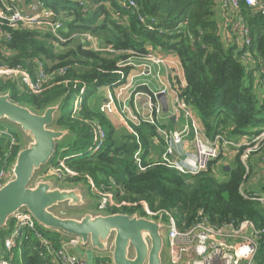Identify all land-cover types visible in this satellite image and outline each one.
Here are the masks:
<instances>
[{"label": "trees", "instance_id": "16d2710c", "mask_svg": "<svg viewBox=\"0 0 264 264\" xmlns=\"http://www.w3.org/2000/svg\"><path fill=\"white\" fill-rule=\"evenodd\" d=\"M35 1L64 16L67 31L64 29L61 34L68 40L55 45L51 36L42 32L12 31L9 42H0V65L21 66L34 76L37 62L41 61L52 75V87L41 95H32L21 89L16 80L0 79V93L10 92L14 102L36 112L61 103L53 127L68 134L58 142L49 167H59L63 161L78 173V177L64 184L83 183L93 195L91 180L98 191L112 192L118 203L138 204L110 207L108 214L145 216L140 205L143 201L154 211H176L179 220L186 218L189 224L203 211L217 225L250 220L257 228H264V204L242 193V184L248 177L242 161L244 147L238 149L229 171L221 168L216 174L211 166L196 176L181 174L161 164L164 145L161 140L157 144L154 141L158 137L155 126L129 124L139 135L140 147L127 127L114 126L101 112L99 96L100 89L119 79L115 72L121 62L152 51L178 59L185 82L182 85L175 79L180 98L199 119L208 138L223 135L227 140L240 142L242 138L260 135L264 130V85H259L264 63V13H255L245 4L240 6L252 40L251 47L240 49L235 37L228 43L222 36L217 0ZM129 1L137 7H124ZM140 17L146 19L145 24ZM152 21L154 31L147 28ZM84 34L93 36L101 50L96 51L84 41ZM108 48L112 52L106 51ZM248 50L261 60L257 76L243 61ZM62 67L68 68L64 75L58 74ZM131 70L124 69L127 74ZM65 80L71 83L59 84ZM76 81L80 84L75 85ZM82 84L86 85L82 110L78 117H72L74 99ZM141 90L149 93L146 88ZM93 122L100 123L106 132L104 145L96 153L90 151L94 145ZM6 132L20 137L17 132L0 128V159L10 147ZM139 150L140 163L135 159ZM17 151L15 148L14 154ZM13 227L11 221L7 230L0 231L2 243ZM37 232L56 247L63 238L41 226ZM22 249V264H53L32 230L25 231ZM99 261L102 260L96 262ZM256 261L264 264V238Z\"/></svg>", "mask_w": 264, "mask_h": 264}, {"label": "built area", "instance_id": "2783aa9c", "mask_svg": "<svg viewBox=\"0 0 264 264\" xmlns=\"http://www.w3.org/2000/svg\"><path fill=\"white\" fill-rule=\"evenodd\" d=\"M34 1V2H33ZM28 4L27 0H0V42L2 40L9 42L11 40L10 32L15 31H36L50 35L55 45L65 43L61 32L65 29V19L62 14H58L52 9L45 7L41 2L32 0ZM245 4L255 13H264V0H223L222 7L225 12L224 25L230 27L232 33L240 38L237 41L239 48L245 46L251 47L252 40L250 31L240 15V6ZM29 5V6H28ZM29 9L25 10L26 7ZM124 7L136 8L134 1H129ZM237 16V17H236ZM236 18V21H234ZM140 22L145 24L146 19L140 17ZM152 24H147V28L154 31ZM84 41L91 43L92 48L100 51L96 39L84 34ZM2 49L0 46V53ZM106 51L112 52L111 48ZM248 50L243 56L244 63L248 66V61L252 58ZM138 59L141 63L137 64ZM175 63L169 61L164 55L155 52H149L146 55L135 54L127 61L118 65L115 72L119 79L112 85L105 87L106 97L102 104L101 112L107 117L110 115H119L125 122L128 130L136 136L137 143L141 147L139 135L130 127L129 124L136 126L142 123H149L157 128L158 137L154 139L155 143L160 140L164 145L161 164L174 169L181 174L196 176L207 172L215 161H218L223 149L244 147L242 161L246 164L248 155L259 152L264 147V130L254 138L245 137L241 142L227 140L223 135H217L214 139L207 137L203 126L194 112L187 106L185 101L180 98L179 88L176 78L179 79L180 72L176 71ZM131 67H142L140 73L131 76L125 73L124 69ZM156 67L155 74L153 68ZM36 73L33 76L28 70L21 66L9 67L0 65V79L3 81L16 80L20 88L32 95H41L52 87V75L46 70V65L38 61ZM68 71L67 67L59 69L58 74L64 75ZM262 80L259 85H264V63L260 68ZM155 77L158 84L156 91H149L144 94L145 101L141 106L137 105L139 96L138 88H146L149 85L145 82L137 83L139 78L145 76ZM180 81V79H179ZM68 85L71 82L65 80L59 84ZM75 85L80 84L78 81ZM24 87V88H23ZM86 85L82 84L79 92L75 96L73 103L72 117H78L83 106ZM163 94L174 98L175 115L184 114V117L191 121L181 129L169 130L162 126L164 120V110L158 101V95ZM130 104V105H129ZM119 109V110H118ZM94 133V145L90 150L92 153L98 152L104 145L106 132L103 126L98 122L90 123ZM10 138V147L8 153L0 159V189L10 177V166L15 160L19 151V139L9 132H6ZM193 133V138L189 139ZM193 146L190 152L188 146ZM15 148L18 149L16 154ZM140 150L136 153L135 159L140 163ZM179 156L184 159H179ZM56 177L61 182L67 183L69 179L78 177V173L67 168L64 162H60L59 167H50L44 175V178ZM93 191L98 197L97 209L100 212L108 211L110 207L120 208L122 206H137L126 202L118 203L114 194L108 191H98L90 180ZM245 197L259 201L264 204V196L250 195L242 191ZM143 207L145 218L161 221L164 226L165 238L168 244V257L170 264H257L256 257L260 248V241L264 238V228H257L250 220H244L239 224L234 222L217 225L212 223L210 218L199 211L192 224L187 219L179 220V215L173 210H151L147 203L140 202ZM13 229L3 242V251L0 253V264H13V252L18 250L22 253V247L25 238V231L32 230L41 240L47 250V255L53 264H98V262L89 261L88 257L80 252L82 240L80 237L69 236L61 239L58 247L50 241L44 239L38 232V223L29 212H20L12 220ZM109 261H99V264H108Z\"/></svg>", "mask_w": 264, "mask_h": 264}, {"label": "water", "instance_id": "95a60500", "mask_svg": "<svg viewBox=\"0 0 264 264\" xmlns=\"http://www.w3.org/2000/svg\"><path fill=\"white\" fill-rule=\"evenodd\" d=\"M221 6L220 2L218 9ZM158 101L164 112L169 113L168 97L159 94ZM60 105L36 112L14 102L10 92L0 93V121L15 125L21 133L10 177L0 189V231L9 228L17 213L26 211L38 226L48 231L63 238L80 237L83 248L97 258L107 259L108 264H163L165 234L161 221L141 217L138 213L86 212L77 217L62 210L63 204L82 208L90 200L85 201L83 183L61 185L55 179L44 178L58 142L68 134V131L53 127ZM224 170L230 168L225 166ZM40 173L43 174L36 181Z\"/></svg>", "mask_w": 264, "mask_h": 264}, {"label": "crops", "instance_id": "0c3cea01", "mask_svg": "<svg viewBox=\"0 0 264 264\" xmlns=\"http://www.w3.org/2000/svg\"><path fill=\"white\" fill-rule=\"evenodd\" d=\"M220 2L222 3L223 0H217V10H218V16L220 18H222V20H220V22H219V25H220V30H221V33H222L223 38L228 43H232L231 41L233 40L234 37H235V39L237 38V41H240V38L237 37L235 34L232 33V29L230 27H228V28L225 27L224 21H225V16L226 15H225V12H224L222 6L219 7V9H218V5H219ZM234 21H236V18H234ZM65 31H67V29H65ZM165 58L167 60L172 61V62L175 63L174 65H175L176 71H179L180 72V75H179L180 82L182 83V85H185L184 77H183V72H182L181 65H180L178 59L176 57H167V56H165ZM135 62L137 64H140L141 63L138 59H136ZM260 63H261V60H256L254 57H252L248 61V66L251 67V69L253 70L254 75H256V76L259 74L258 67H259V64ZM141 70H142V67H136L133 70H131L129 73H130L131 76H134V75L140 73ZM136 82L137 83H142V82L147 83L149 85V87H147L148 88L147 90H149L150 92L151 91H156L157 88H158L157 82L151 76H145L143 78H139ZM141 89H142V87H139L138 88L139 93H142L143 94V95L139 96V102L137 103V105H139V106H141L142 103L145 101L144 94H147V92H144ZM106 92H107V90H106L105 87L102 88V89H100V91H99V96H100V99H101V105L105 102ZM172 102H173V104H172ZM172 102L170 101V96H169L168 97V110H169V113H165L164 114V120L162 121L163 124H164V126H166L167 129L175 130V129H181L186 124H191V121L187 120L184 117V114L183 113H181L180 115H175V112H174L175 107H173L174 104H175L174 98L172 99ZM116 116L118 117V115H116ZM113 117L114 116L109 117L110 120L112 121V123L114 124V126H116V127L119 126V124L117 125L116 123H114ZM114 118H116V117H114ZM192 138H193V133H191L190 136H189V139H192ZM242 140H243V138L240 140V142ZM188 149H189L190 152H192L193 151V146L192 145H189L188 146ZM237 152H238V149H234L232 147L231 148H228V147L224 148L223 149V154H222L221 158L215 164L212 165V168H213L214 173H216V174L219 173L218 171H220L221 168L224 169L225 166H228L230 168V166L232 165L233 159L236 156ZM259 152L263 153L264 152V147H262V149ZM179 159L180 160L181 159H184V157L179 156ZM245 193H248L250 195L251 194L252 195H260V194H263L262 196H264V191H261V192H258V193H251V192H245ZM85 255L88 257L87 254H85ZM256 263L258 264L257 261H256Z\"/></svg>", "mask_w": 264, "mask_h": 264}, {"label": "rangeland", "instance_id": "374dc122", "mask_svg": "<svg viewBox=\"0 0 264 264\" xmlns=\"http://www.w3.org/2000/svg\"><path fill=\"white\" fill-rule=\"evenodd\" d=\"M33 2H31V3H33ZM28 6L25 8V10L29 9ZM153 69H154L153 74H155L156 67ZM151 77H153V75H151ZM153 79H155V77H153ZM155 81H156V79H155ZM172 99H173V95L170 94V101L171 102H172ZM172 104H173V102H172ZM101 107H102V105H100V109H101ZM110 116L116 117V118L113 117L114 123H116L117 125L119 124V127H123V126L126 127L124 120L119 115H118L119 118L116 116V114L110 115ZM0 128L6 129V130L8 129L10 131L17 132L18 134L21 135V133L19 132L20 130L18 131L17 127L13 124H10V123L0 121ZM245 166H246L248 178L242 184V191L243 192H251V193H258V192L264 191V152L263 153L257 152V153H252V154L248 155ZM45 170L47 171L48 168ZM42 174L43 173L38 174L39 176L37 175L36 181H37V179H39V177ZM47 179H55L59 184H61V185L64 184V182H61L56 177H48ZM73 185H75V184H73ZM75 186H78V185H75ZM81 186L84 188L83 191H84L85 198H86L85 201L87 202L90 200V203L87 206H84L82 208H76V207L70 208L66 204H63L62 210L64 212H66L67 215H69V216H77V217L82 216L86 212L108 214L106 211L100 212L97 209L98 197L95 194V192L93 191V195H92V193L89 191L88 186H86L84 184H82ZM262 195L263 194H260V196H262ZM0 249H1V251H3V243L1 241V239H0ZM80 252L84 255L87 254L88 259L91 262H94V261L96 262L97 259L108 261L107 259L97 258V255L92 254V252L87 248L80 249ZM21 255H22V253L20 251L14 250L13 255H12L14 258L13 264H18V262H19V264H22ZM163 264H170L169 263V257H168L167 238H165V240H164Z\"/></svg>", "mask_w": 264, "mask_h": 264}]
</instances>
